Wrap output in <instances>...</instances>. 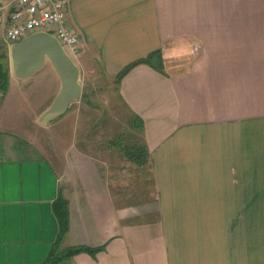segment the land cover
Returning a JSON list of instances; mask_svg holds the SVG:
<instances>
[{"label":"crops","instance_id":"1","mask_svg":"<svg viewBox=\"0 0 264 264\" xmlns=\"http://www.w3.org/2000/svg\"><path fill=\"white\" fill-rule=\"evenodd\" d=\"M12 10L1 12L4 35ZM68 11L82 99L87 72L113 79L132 124L143 121L132 143L146 145L149 161L135 163L116 140L77 139L76 123L61 120L76 99L59 121L39 123L60 76L49 60L17 76L0 36L10 66L0 90V264L47 259L60 192L64 244L104 246L64 264H264V0H69ZM158 49L163 72L138 63L117 80Z\"/></svg>","mask_w":264,"mask_h":264},{"label":"rangeland","instance_id":"2","mask_svg":"<svg viewBox=\"0 0 264 264\" xmlns=\"http://www.w3.org/2000/svg\"><path fill=\"white\" fill-rule=\"evenodd\" d=\"M0 36L4 38L5 35L3 32H0ZM42 70L41 72H44L45 69ZM85 80L86 96L84 95V99L82 97L76 99L78 101L73 103L71 112L62 115L63 117L61 119L63 122L73 121V124L76 123L74 128L76 127L77 139L81 138L83 132L93 141L94 145L98 141L116 140L121 147H129L133 144L132 140H140V137L136 135V131L133 130L135 127L132 125V115L128 114L127 108L122 105L116 94V82L113 79L111 80L100 76L97 72H87ZM88 105L91 108H88ZM24 115L22 114V117ZM25 119H30L28 113ZM51 120H53V124L60 119L56 118ZM64 125L59 127L62 133H64V129L66 128ZM11 129L17 135H21L22 133V130L18 128Z\"/></svg>","mask_w":264,"mask_h":264},{"label":"water","instance_id":"3","mask_svg":"<svg viewBox=\"0 0 264 264\" xmlns=\"http://www.w3.org/2000/svg\"><path fill=\"white\" fill-rule=\"evenodd\" d=\"M11 67L19 77L32 75L49 60L61 79V88L39 123L64 114L70 103L82 96L81 69L59 39L49 31H37L10 45Z\"/></svg>","mask_w":264,"mask_h":264},{"label":"built area","instance_id":"4","mask_svg":"<svg viewBox=\"0 0 264 264\" xmlns=\"http://www.w3.org/2000/svg\"><path fill=\"white\" fill-rule=\"evenodd\" d=\"M5 6L13 8L5 31L9 42L37 31H49L74 60L79 57L80 39L69 24V0H0V16Z\"/></svg>","mask_w":264,"mask_h":264},{"label":"trees","instance_id":"5","mask_svg":"<svg viewBox=\"0 0 264 264\" xmlns=\"http://www.w3.org/2000/svg\"><path fill=\"white\" fill-rule=\"evenodd\" d=\"M6 46L0 41V90L6 92L9 85L10 66ZM138 63H147L159 71H164V64L161 50H155L140 60L129 64L118 75L117 80L122 79L125 74ZM142 119L135 116L133 126L135 128L142 127ZM127 157L131 158L139 165H145L149 161V153L146 145L132 144L129 147H122ZM53 211L57 217L59 231L58 236L50 250L47 259L42 264H64L68 259L80 252H89L93 256L103 249L101 247H89L86 245H65L64 242L70 230V209L69 200L60 192L56 200L53 202Z\"/></svg>","mask_w":264,"mask_h":264}]
</instances>
